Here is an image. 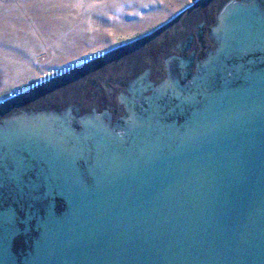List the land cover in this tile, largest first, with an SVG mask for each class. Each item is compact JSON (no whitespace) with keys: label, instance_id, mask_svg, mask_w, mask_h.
<instances>
[{"label":"water","instance_id":"water-1","mask_svg":"<svg viewBox=\"0 0 264 264\" xmlns=\"http://www.w3.org/2000/svg\"><path fill=\"white\" fill-rule=\"evenodd\" d=\"M120 45L0 99V264H264V0Z\"/></svg>","mask_w":264,"mask_h":264},{"label":"rangeland","instance_id":"rangeland-1","mask_svg":"<svg viewBox=\"0 0 264 264\" xmlns=\"http://www.w3.org/2000/svg\"><path fill=\"white\" fill-rule=\"evenodd\" d=\"M196 0H0V99L166 23Z\"/></svg>","mask_w":264,"mask_h":264},{"label":"bare ground","instance_id":"bare-ground-1","mask_svg":"<svg viewBox=\"0 0 264 264\" xmlns=\"http://www.w3.org/2000/svg\"><path fill=\"white\" fill-rule=\"evenodd\" d=\"M172 19V18H171ZM170 19V20H171ZM169 20V21H170ZM168 22V21H167ZM166 22V23H167ZM162 25V24H161ZM138 38V37H137ZM137 38H134V39H137ZM120 46H122V45H119V47ZM99 56V55H98ZM94 58H96V56H92V57H89V58H86V59H84V60H82L81 62L79 61L78 63H76L75 65L74 64H72L71 66H68V67H71V68H73V67H75V66H79V65H81V64H84V63H86V62H88V61H90L91 59H94ZM68 67H66L65 69H67ZM65 69H63V71H65Z\"/></svg>","mask_w":264,"mask_h":264}]
</instances>
